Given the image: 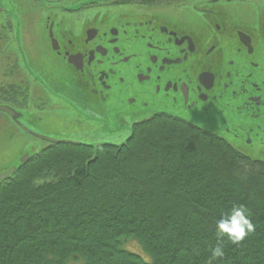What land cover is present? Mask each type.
Returning <instances> with one entry per match:
<instances>
[{
  "label": "flooded vegetation",
  "instance_id": "flooded-vegetation-1",
  "mask_svg": "<svg viewBox=\"0 0 264 264\" xmlns=\"http://www.w3.org/2000/svg\"><path fill=\"white\" fill-rule=\"evenodd\" d=\"M161 114L264 153V0H0V130L28 159Z\"/></svg>",
  "mask_w": 264,
  "mask_h": 264
},
{
  "label": "trees",
  "instance_id": "trees-1",
  "mask_svg": "<svg viewBox=\"0 0 264 264\" xmlns=\"http://www.w3.org/2000/svg\"><path fill=\"white\" fill-rule=\"evenodd\" d=\"M233 203L255 231L211 264H264V159L156 115L119 144H49L0 181V264H209Z\"/></svg>",
  "mask_w": 264,
  "mask_h": 264
},
{
  "label": "rangeland",
  "instance_id": "rangeland-1",
  "mask_svg": "<svg viewBox=\"0 0 264 264\" xmlns=\"http://www.w3.org/2000/svg\"><path fill=\"white\" fill-rule=\"evenodd\" d=\"M145 117H147V116H141L138 119H135L133 121H139L140 119L145 118ZM59 122L62 123L63 120L59 119ZM69 124L73 125L72 123H69ZM69 124H67V125H69ZM95 125L90 126V128L93 129V132H89L86 135H83L81 133L77 134L76 132H80L81 129L79 127L76 129L74 128L73 130H70V132H73L71 137H73V138L76 137L82 141L91 142L93 144L97 143L99 141L119 144V142H122L123 140H125L129 136L130 129L120 130L118 132H110L108 130L104 131L102 126H95ZM46 126L50 127L47 124H46ZM74 131H76V132L74 133ZM11 132H12L11 129H9L7 131L6 130H0V174L3 171L10 169L12 166H18L19 164H21V161L18 160V158L21 157V155H23V153H24V152H22L23 151L22 148L25 146V141H28V143H30L29 140H27L24 137L25 135L23 132H21L20 135H17L15 133V137L17 140L15 139V141H10L7 139L5 141L3 139L4 138L3 135L10 134ZM32 145H34V148L29 149L27 151V153L29 155L32 154L33 149H34V151L36 150L37 152H40L47 146V144L45 142L41 143L40 141H36V143L34 142V143H32ZM249 156H251L253 158H257V159H261V158L264 159V153L249 154ZM139 246L140 245L135 243V241L134 242L133 241L127 242V247L129 248L130 251H132L133 253L135 252L137 254H140L145 259V257L143 256V250H142L141 246H140V248H139ZM138 252H140V253H138ZM150 260H147V261H150Z\"/></svg>",
  "mask_w": 264,
  "mask_h": 264
},
{
  "label": "clouds",
  "instance_id": "clouds-1",
  "mask_svg": "<svg viewBox=\"0 0 264 264\" xmlns=\"http://www.w3.org/2000/svg\"><path fill=\"white\" fill-rule=\"evenodd\" d=\"M216 243L211 249L209 264L212 261L222 260L226 254L227 243L240 246L251 233L255 231V225L251 219L249 209L241 203H233L229 209L221 213L215 220ZM146 260L150 257L145 256Z\"/></svg>",
  "mask_w": 264,
  "mask_h": 264
},
{
  "label": "water",
  "instance_id": "water-1",
  "mask_svg": "<svg viewBox=\"0 0 264 264\" xmlns=\"http://www.w3.org/2000/svg\"><path fill=\"white\" fill-rule=\"evenodd\" d=\"M40 136V135H39ZM41 138H44L45 140H47L49 143L53 144V143H69V144H83L77 140L73 141V140H69V139H64V140H58V139H55V138H49V137H46L44 135L40 136ZM86 145V144H84ZM27 154H24L21 156L20 160H21V163H25L28 161V158H27ZM17 168V166H12L10 169L6 170V171H3L1 174H0V181H4L6 179H8L14 172H15V169Z\"/></svg>",
  "mask_w": 264,
  "mask_h": 264
}]
</instances>
